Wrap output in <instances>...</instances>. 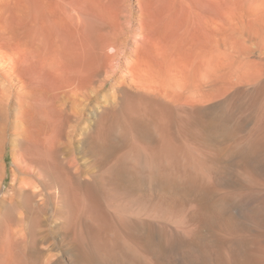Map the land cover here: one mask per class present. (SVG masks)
Instances as JSON below:
<instances>
[{"label": "bare ground", "instance_id": "1", "mask_svg": "<svg viewBox=\"0 0 264 264\" xmlns=\"http://www.w3.org/2000/svg\"><path fill=\"white\" fill-rule=\"evenodd\" d=\"M95 1L0 0V158L9 133L19 150L14 170L30 169L49 189L36 192L14 176L20 186H12V200L0 198V264H264V241L252 243L253 256L241 252L240 238V205L251 199L252 191L264 189V162L241 157L242 150L254 155L261 148L257 141L264 102L254 134L240 150L236 144L225 147L233 132L218 133L217 122L207 118L200 104L206 98L186 92L224 54L191 47L197 41L189 35L196 41L189 40L190 48L180 43L175 57L164 55L170 91L151 79L136 89L122 82L111 100L101 105L96 101L99 107L83 118L85 98L92 96L88 92L94 95L104 73L103 50L108 46L101 38L108 26L97 15ZM189 18L183 19L190 24ZM209 20H201L195 32L204 41L219 32ZM145 28L148 36L151 29ZM151 58L146 64L155 68ZM262 92L264 84L251 93L258 99ZM78 121L87 123L80 138L91 156L87 168L78 160L72 166L58 160L60 148L68 146V129ZM3 180L0 171V192ZM45 196L59 204L65 261L43 248L46 241L39 238L31 216ZM37 197L40 202L34 205ZM250 220L260 232L264 210ZM219 229L225 238L215 234Z\"/></svg>", "mask_w": 264, "mask_h": 264}, {"label": "rangeland", "instance_id": "2", "mask_svg": "<svg viewBox=\"0 0 264 264\" xmlns=\"http://www.w3.org/2000/svg\"><path fill=\"white\" fill-rule=\"evenodd\" d=\"M95 5L96 11L98 10L97 15L99 14L98 16L101 17V20H103L108 26V31L102 34L101 37L103 42L105 41L108 43L107 48L103 50V56L105 58L104 64L105 62L106 64L104 65V73L100 76V81H98L99 83L95 87L97 94L95 91V96L92 92H88L90 96L92 95L91 97L86 94L89 98H85L84 103L89 106L86 105L85 109H83L82 117L88 118L89 111L93 108L99 107L97 102L101 105L102 102L104 103L107 100H111V96L117 94V87H119L122 82L128 87L131 84L130 87L136 89L138 85L144 86V84L146 85L151 79V82L153 80L152 83L156 84V82H159V85L165 90L170 91V86L173 83L172 78L166 74V64L168 60H166L165 57H167V59H172L176 56L179 51L177 50L179 48L176 47V45L181 46L182 44L180 43H183V47L186 45V48H190L192 43L197 41V45L196 43H193L191 47L204 46L206 49L211 48L212 51L214 48L217 50L220 49L219 51H223L221 54L224 55H215L219 57H216L218 62L213 58L214 65L209 67L210 70H205V68L203 69L204 72L201 70L202 73H199L198 78L196 79L197 82L195 81L193 83L195 85H190L187 88V96L197 94L198 92L202 93L200 94L203 95V98H206L204 100L207 102L201 101L200 104L203 105L202 107L206 111L205 114L207 118L217 122L218 125L215 130L218 131V133L223 131L233 132V136L229 137L225 142V147H230L236 144L239 145L238 149L240 150V144H245L248 137L252 135L254 126L256 125L255 123L257 122V111L264 102V92H262L260 96H257L258 99L251 93L255 85L259 86L264 84V0H97V4L95 3ZM185 7L189 9L187 10ZM141 15H143V18H141ZM191 17L195 20H190V27V24H188L189 22L187 23L184 19H191ZM208 19H211L209 20L210 22L212 21L210 27L218 28L219 32L213 38L211 37L210 41H204L200 35L196 36L195 32L200 28L199 24L201 20ZM194 21H196V23H194L195 26H192ZM141 22L143 25L147 26L142 27ZM144 22L147 23L144 24ZM149 23L150 25H148ZM154 24L155 26H153ZM187 24L189 29L193 28L191 30V32L193 31L192 33H189L188 28H186ZM144 27H146L145 29L147 31H149L148 29H151L148 36L145 35L146 32L143 33ZM151 31H153V33H151ZM163 32L169 35H164ZM187 32L188 35L186 36ZM149 34L151 36H149ZM144 35L145 37H143ZM189 35H191V38L195 36V39H193L196 41L189 39ZM236 35L238 38L235 37ZM172 38L173 40H171ZM221 38H223L224 41ZM169 39L172 41H170L171 44L169 43ZM198 39H200L201 42L198 41ZM145 41L148 42L146 43ZM158 41H161V43ZM238 42H240V44H237ZM164 55L166 56L164 57ZM150 58L153 59L151 61L157 63L155 68L148 67V64H146ZM163 58H165L164 60L166 61L165 65L163 64L165 62ZM216 66H218V69ZM157 69L159 71H156ZM207 72L209 74H207ZM133 77H135V79ZM136 78H139L140 80L138 79L137 81ZM147 80L148 82H146ZM144 81L146 83H144ZM202 82L204 85L202 84L199 86ZM133 84L137 85L133 86ZM198 87H200L199 90ZM236 91L240 92L239 95L233 100H228V97ZM218 96L220 98H218ZM185 99H182V101ZM81 123L82 122L78 121L75 125L76 128L71 127L68 129V132H70V137L68 139L69 143L67 142L68 146L64 144V148H60L62 154L59 152L58 160H61L62 163L70 166L77 163L76 160H78L79 165L81 163L83 166L86 165L85 168H87V160L89 161L91 156L87 153L81 143V139H83V136L85 135L84 129L87 126V123H82V125H80ZM259 134L257 142H259L261 146L260 150L254 155H249L245 150H242L241 157L257 162H264V125ZM6 138L5 151L0 158V171L4 176L0 192L1 200L4 202H10L13 193L12 186L14 185L17 189L19 188V182L14 181V176L25 179L30 183L29 188L32 190L36 192L41 190L46 194L49 189L45 187L40 178H37L33 172H30V169L23 168L18 172L14 170L13 159L15 156L17 157L19 150H17L16 143L12 141L9 133ZM233 148L235 147H232V149ZM246 191L247 198H249L248 190ZM250 196V200L247 199L244 203L241 202L242 205H240V238L243 243L241 246V252L244 250V254L252 253L254 256L255 254L250 251V248L252 243L256 241H264V229L262 231L264 226L260 228L259 232V228H256L250 219L255 218L259 215V212L264 210V189L254 190L251 192ZM40 199L41 197H37L34 205L35 203L40 202ZM44 199L45 200L41 203L40 208L35 207V205L33 210H31L32 218H35L38 223L37 234L40 239L46 241L42 246L45 250H50L49 254L56 255L65 261L68 252L66 244L61 241L59 235V226L61 224V216L58 212L59 204L54 198L45 196ZM15 201L20 207V198L16 197ZM257 206H259V208L256 209ZM232 217L234 219L238 218L235 213L232 214ZM215 234L220 238L226 237V234L220 229L219 231L216 230ZM211 264H215V262H212Z\"/></svg>", "mask_w": 264, "mask_h": 264}]
</instances>
